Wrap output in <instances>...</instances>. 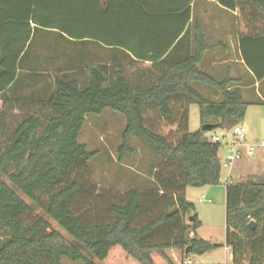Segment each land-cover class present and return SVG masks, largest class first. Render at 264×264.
<instances>
[{
  "label": "trees",
  "instance_id": "1",
  "mask_svg": "<svg viewBox=\"0 0 264 264\" xmlns=\"http://www.w3.org/2000/svg\"><path fill=\"white\" fill-rule=\"evenodd\" d=\"M192 1L0 0V174L11 185L0 178V264H62L63 257L83 264H193L190 255L221 246L198 236L201 221L184 193L220 183L223 144L205 134L242 123L248 103L235 79L199 68L210 46L198 24L188 26ZM214 1L239 11L246 29L239 37L242 60L263 80L264 0ZM191 35L194 50L183 55ZM190 105L212 129L189 131ZM105 109L126 119L119 160L134 151L131 136L154 152L157 187L114 193L99 206L82 171L97 152L78 137L87 116ZM161 119L176 125L173 138L158 132ZM16 190L34 204L44 196V214L71 239L42 216L28 218L31 207ZM225 194L224 244L232 264H263L264 177L230 180ZM90 206L99 213H89Z\"/></svg>",
  "mask_w": 264,
  "mask_h": 264
},
{
  "label": "rangeland",
  "instance_id": "2",
  "mask_svg": "<svg viewBox=\"0 0 264 264\" xmlns=\"http://www.w3.org/2000/svg\"><path fill=\"white\" fill-rule=\"evenodd\" d=\"M194 14L198 18L199 14H206V11H200L198 0L196 2ZM207 22V20H206ZM207 30V29H206ZM39 37L35 38L29 49V53L34 51ZM38 47V46H37ZM135 67V66H134ZM130 67L129 70H132ZM84 81V82H83ZM86 80H81L82 85H85ZM205 96L213 99L214 94L206 86H196ZM30 90V89H29ZM244 99L247 102H252L248 105L245 113V118L242 122L246 132L245 143L254 145V151L251 155L247 153L245 145L240 147L241 157L236 159L230 166H224L223 159L225 151L220 149L219 156L221 161V178L220 183L215 186L203 187H187L185 189V199L194 205L193 214L201 221V226L197 229L199 237L211 242L222 243L226 231V194L225 182L226 175L229 171L232 180L236 181L241 178H254L252 174H263L264 171V107L254 106L253 101L257 100L254 88H250L249 92L244 91ZM176 125L171 124L169 120H160L157 125L158 132L174 137V129ZM199 107L190 105L188 112V129L196 131L201 128ZM126 128L125 117L111 109H105L99 115L90 114L87 116L85 125L78 137V141L85 144L86 148L91 151H96L97 154L92 158L88 165L82 170L85 177L90 179L95 187L93 200L97 201L100 206L102 198L106 202L111 200L114 193H123L129 188L134 189H154L157 184L154 180V172L158 158L154 152L141 140L135 136L129 138V143L134 149L133 152L127 153L122 160H119L118 147L122 142V133ZM216 133L224 134L220 129H214L207 132L205 135L211 138ZM229 137V136H228ZM0 139V144H2ZM256 176L255 179H258ZM0 178L9 186L8 180L0 174ZM17 194L30 205V217L42 216L46 219L50 228L58 230L65 238L71 239L67 232L61 228L56 222L44 214L43 205L45 197L40 196V203L34 204L29 198L17 191ZM103 195V196H101ZM201 199V201H200ZM96 200V201H95ZM87 211L91 214H98L99 210H94L91 206L87 207ZM3 237H0V244ZM207 257L211 260H223L224 252L222 249L207 252L204 256L190 255V258L196 264L207 262ZM96 264H106L93 259ZM62 264H83L81 261H72L63 257ZM194 263V264H195Z\"/></svg>",
  "mask_w": 264,
  "mask_h": 264
},
{
  "label": "crops",
  "instance_id": "3",
  "mask_svg": "<svg viewBox=\"0 0 264 264\" xmlns=\"http://www.w3.org/2000/svg\"><path fill=\"white\" fill-rule=\"evenodd\" d=\"M196 2L197 0H193L191 3V20L188 26L193 27L194 25L198 24L205 33L206 41L210 46V49L205 52L201 62L199 63L198 65L199 68L216 79H223L227 76L232 77L233 79L236 80L233 83V87L240 88L242 94H244L243 90L249 92L250 88H254L255 94L257 96V100L253 101L254 106L264 107V104L259 103L264 101V79L257 81L253 78L252 73L245 66L240 54L239 37L240 34L246 32V29L244 23L240 21L238 18L239 11L227 10L222 6H220L214 0H198L200 11L204 12L207 9V15L199 14L198 18H196L194 14ZM90 49H94V51L99 50L97 47H93V46H91ZM193 50H194V42L191 35L188 36L183 42L182 54L184 55L185 51L189 53ZM176 55L178 56V53ZM143 66L149 67L150 62H144ZM193 85L195 86V88H197L196 84ZM200 86H204V85H199V87ZM29 88L33 89V84H31V87ZM29 88L27 91H25V93H29L30 91H32V90L29 91ZM199 92L201 91L199 90ZM214 98H216V96H214ZM243 100L245 101L244 95H243ZM247 103L248 105H251L252 102H247ZM1 105H2V101H0V107ZM223 133L224 134H221L219 136L222 138V144H223L222 148L226 152L227 146L225 144L229 143L231 139L228 133L225 132ZM213 135H218V134L214 133ZM252 176L254 177L252 179H255L256 176H259L257 177L258 179L262 178L264 177V171L263 174H259V175L252 174ZM231 177L232 176L229 167V171L227 172L226 179L228 178L232 180ZM244 179L241 178L236 181H242ZM205 187L206 186H203V188ZM224 241H225V237L222 243L212 242L216 244H221V246L209 251L212 252L222 249L224 252L223 260L220 261L211 260V258L207 257V262H204L202 264H232L231 249L230 247L224 244ZM206 253L199 255V257L204 256ZM189 261L190 263L193 264L195 263L191 260V258H189ZM243 264H248V263L244 262ZM263 264H264V256H263Z\"/></svg>",
  "mask_w": 264,
  "mask_h": 264
},
{
  "label": "built area",
  "instance_id": "4",
  "mask_svg": "<svg viewBox=\"0 0 264 264\" xmlns=\"http://www.w3.org/2000/svg\"><path fill=\"white\" fill-rule=\"evenodd\" d=\"M225 133L229 134L231 140L225 144L227 148L223 159L224 166H230L236 159L241 157L240 147L243 145L247 147V153L249 155L253 153L254 145L245 143L246 132L242 123L236 124L229 132ZM211 138L213 141H221L222 143V138L219 135H212ZM261 145L263 146L264 143ZM228 182H230V179L227 178L225 183ZM187 263H190V261H187Z\"/></svg>",
  "mask_w": 264,
  "mask_h": 264
},
{
  "label": "water",
  "instance_id": "5",
  "mask_svg": "<svg viewBox=\"0 0 264 264\" xmlns=\"http://www.w3.org/2000/svg\"><path fill=\"white\" fill-rule=\"evenodd\" d=\"M213 126H214V125L211 124V123H205V124L202 125V128L210 130V129L213 128ZM191 219H192V218L189 217V220H191ZM248 226L254 228V226H255V222H254L253 220L249 221ZM187 251H188V249L186 250V252H187Z\"/></svg>",
  "mask_w": 264,
  "mask_h": 264
}]
</instances>
